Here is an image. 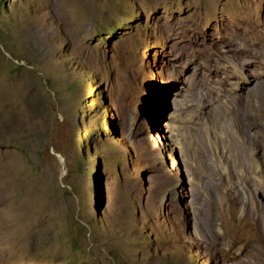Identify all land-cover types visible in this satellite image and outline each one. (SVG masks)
<instances>
[{"label": "rangeland", "instance_id": "obj_1", "mask_svg": "<svg viewBox=\"0 0 264 264\" xmlns=\"http://www.w3.org/2000/svg\"><path fill=\"white\" fill-rule=\"evenodd\" d=\"M263 81L264 0H0V264H262Z\"/></svg>", "mask_w": 264, "mask_h": 264}, {"label": "bare ground", "instance_id": "obj_2", "mask_svg": "<svg viewBox=\"0 0 264 264\" xmlns=\"http://www.w3.org/2000/svg\"><path fill=\"white\" fill-rule=\"evenodd\" d=\"M247 55V54H246ZM250 59V58H249ZM257 72V71H256ZM240 73V72H239ZM238 73V76H240ZM263 73V72H262ZM250 75V74H249ZM254 76V75H253ZM247 78V73L245 72V79ZM260 78V77H259ZM262 82V81H261ZM264 82V81H263ZM256 83V82H255ZM255 85V84H254ZM249 90V89H248ZM255 94V93H254ZM256 95V94H255ZM251 97V96H250ZM249 97V99H251ZM246 98L248 99V97L246 96ZM262 114V113H261ZM173 126V125H172ZM173 128V127H172ZM174 129V128H173ZM191 197V196H190ZM255 202V201H254ZM256 203V202H255ZM186 208V207H185ZM185 208L183 207V209L185 210ZM250 213V214H248ZM247 214H245L242 218H243V223H244V229H245V234L247 235V239L251 242V244H249L247 242L248 245H252L253 248L254 246H258V249L255 251H253L254 253L258 254L260 251H263L264 249V202L261 203L260 205L256 203L255 208H253L251 210V212H248ZM241 219V218H240ZM198 227L200 228V230H203V232H201L199 229V231L201 232V238H203L205 241L208 242V245L212 246L213 245V237L212 234L210 232L207 231V226L202 227L201 224H198ZM246 244V245H247ZM247 245V246H248ZM252 248V249H253ZM257 248V247H255ZM260 254V253H259ZM259 262V261H258ZM257 262V263H258ZM261 263V262H260ZM259 263V264H260ZM264 262H262L263 264Z\"/></svg>", "mask_w": 264, "mask_h": 264}]
</instances>
